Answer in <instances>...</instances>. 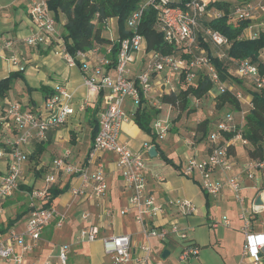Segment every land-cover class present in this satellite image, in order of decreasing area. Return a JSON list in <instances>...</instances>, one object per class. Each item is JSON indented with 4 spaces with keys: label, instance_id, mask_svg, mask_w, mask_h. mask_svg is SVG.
I'll list each match as a JSON object with an SVG mask.
<instances>
[{
    "label": "built area",
    "instance_id": "1",
    "mask_svg": "<svg viewBox=\"0 0 264 264\" xmlns=\"http://www.w3.org/2000/svg\"><path fill=\"white\" fill-rule=\"evenodd\" d=\"M209 1L192 0L185 7L180 8L169 5L170 0H147L128 18L127 26L133 34L119 41L115 63L110 57L113 45L105 48L104 53L101 52L102 47H95L89 52L78 51L76 54L68 52L57 31V22L48 8L47 0H36L32 4L31 15L37 25V32L26 37L25 44L33 48L54 46V53L60 56L68 66L81 69L84 84L89 92L104 93L106 107L98 118V132L88 154L89 165L78 167L68 161L69 154H66L64 157L54 159L53 170L68 176H80V185L71 189L73 196L87 197L91 193L89 196L101 199L108 190V184L101 170V164H96L98 155L101 152H110L116 156L125 186L131 191L129 204L121 210V213L134 211L135 221L141 226L147 241L140 246V254H136L133 251L132 236L104 237L102 239L104 252L111 258L113 264H151L153 254L148 241L152 238L167 242L170 237H173L182 243L179 253V261L182 264L189 263L199 255V249L188 243L187 233L179 230L177 226L158 227L151 222L149 227V219L160 218L168 208L175 209L181 217L186 218L195 215L197 207L187 199L170 200L165 204L150 195L144 175L148 168L146 159L142 153L133 152L128 146L122 144L120 133L123 123L128 120L123 109L126 99H131L139 105L145 102L162 111L164 106L161 101L162 96L170 95L178 89V81L183 74L185 82L192 83L197 78L199 69H203L213 83L214 87L210 91V96L214 99L220 94L235 90L234 86L221 79L212 56L199 44L198 16L207 11ZM150 3L155 4L159 10L161 30L166 33V40H175L180 47L190 50V59L164 56L160 53H146L145 39L139 33V28L144 9ZM255 11L264 12V1L258 4L248 3L244 9H237V13L244 18H252ZM215 17L221 18L222 14L216 12ZM261 25L264 26V22ZM203 36L212 45L220 48L216 56L221 60L225 58L224 47H229L227 38L211 28L205 30ZM257 37V33H250L249 38ZM12 44V41H9L6 47L11 49ZM142 52H145L144 57H148L147 61L142 71L132 78L131 67L137 62ZM9 60L14 66L20 63V57L17 55L11 56ZM234 74L243 81L249 82L257 90L264 89V75L261 74L256 63L243 60L236 65ZM235 93L242 102L244 94L241 91ZM200 101L201 99L193 97L191 102L198 105ZM85 105L84 102L80 110L84 111ZM75 112L73 94L66 87H59L57 93L51 96L39 111L26 110L20 103H6L5 113L3 117L0 116V135L2 134L3 139V145L0 146V159L7 158L8 163L6 173L0 176V205L12 198L19 190L26 158L21 147L29 145L33 140L46 142L48 131L64 126ZM245 115L241 113L236 117L228 113L218 120L214 129L208 134V152L205 158H191L182 171L185 177L191 179L199 175L202 190L212 197H218L224 186H228L235 200L241 204L245 201L241 195L242 172L250 181H256L258 177L264 181V156L257 159L248 158L240 164L243 169L237 171L239 163L235 160L236 150L250 145L244 137ZM171 126L169 119L156 118L152 124L154 132L160 138L168 135ZM230 134L232 136L228 137ZM185 140L187 145H195L192 139ZM91 164H96L98 169L90 172ZM156 178L160 182L163 181V177L159 175H156ZM56 182V176L49 175L40 189L32 191L31 211L25 229L22 232L11 231L7 241L0 239V261L5 264H23V256L16 253L14 244L17 243L24 253L31 252L37 248L46 228L53 223L57 228L64 225L65 215L57 208L36 204L38 199L48 200L49 189ZM254 187L258 190V196L261 195L263 204L257 211L256 200H254L248 210L243 209L240 213L239 218L243 222L244 234L242 257L250 258L251 264H264V232H255L252 225L253 217L264 211V187H257L256 184ZM106 215L111 217L113 210H107ZM84 218L87 219L86 214ZM229 225L230 221L226 217L211 223L213 228ZM99 237L100 230L97 226L83 228L79 234V239L87 242H94ZM27 240H30V243ZM68 253V246L64 245L60 248L61 264H67Z\"/></svg>",
    "mask_w": 264,
    "mask_h": 264
},
{
    "label": "crops",
    "instance_id": "2",
    "mask_svg": "<svg viewBox=\"0 0 264 264\" xmlns=\"http://www.w3.org/2000/svg\"><path fill=\"white\" fill-rule=\"evenodd\" d=\"M34 1L36 0H0V81L9 77L12 73L18 72L22 75V77L14 80L6 97L4 99L1 98L0 116L3 117L8 101L20 103L26 110L32 109L39 111L43 108L46 101L57 93L59 87H66L73 94V106L76 112L64 126L49 130L46 142L42 143L33 140L29 145L21 147L26 158L23 164V177L19 190L12 198L0 205L1 212L13 202H20L18 200L20 196H22V199H28L27 204H23L24 209L22 212L15 217L10 215L8 220V226L13 228L11 231L22 232L25 229L26 221L31 211L30 195L32 191L40 189L45 184L46 178L54 174L57 182L50 187L48 200L43 201L38 199L36 200V204L47 206V203L51 199V188L57 187L64 189L53 200L51 206H54L65 215V222L61 228L66 227V230L63 232L59 231L61 228H57L53 223L44 230L37 248L33 251L24 253L17 243L14 244L15 251L18 255L23 256V264H61L60 248L64 245L69 247L70 253L72 248L82 244L90 245L101 243L104 252L102 242L104 237L130 235L132 236L134 253L140 254V246L146 243L147 239L142 233L141 226L135 221L134 211L126 214L121 213V210L129 204L131 191L125 186L122 172L117 165V158L113 153L101 152L96 161V164H101V170L108 184V190L101 199L89 196L91 193L87 197L73 196L71 189L80 185V176H68L63 172L53 170L54 159L64 157L66 154H69L68 161L78 167L89 165L88 154L94 143L98 118L106 105L103 99L104 93L95 94L89 92L84 84V75L81 69L79 67L68 66L60 56L54 53V46L33 48L25 44L24 39L37 32V25L31 15ZM263 1L257 0L256 2ZM55 20L57 21V31L62 35L65 18L60 15ZM113 21L115 20H111L109 23L113 25L114 33L111 37L106 35L107 32L105 35L108 38L117 39L118 25L116 21L113 24ZM59 26H61L62 31L59 29ZM9 41L13 43L11 49L6 47V43ZM13 55L20 57V63L17 66H14L9 60ZM146 61V57L137 59V62L131 67L132 78L142 71ZM110 73L112 72L110 71ZM238 87L239 91L244 94L242 104H246L249 108H243L242 105V112H234L229 109L227 113H232L236 117L240 116L241 113L247 114L252 106V96L247 90L240 86ZM44 92H47V95ZM84 102L86 103V109L82 111L80 107ZM144 104L146 103L141 102L139 105L131 99H126L123 109L128 116V120L122 125L120 142L128 146L133 152L144 155L148 165L144 175L147 180V188L150 195H153L159 202L165 204L170 200L178 201L187 199L197 207V213L186 218L181 217L175 209L168 208L160 218L149 219V227H151V222H154L158 227L171 228L172 226H177L179 230L187 233L188 240L197 244L189 237L188 230L194 224H198L199 221H201L200 224L204 221L209 228L217 230L219 227L213 228L211 227V223L220 220L215 219L212 211L223 212L222 219L224 217L229 219L230 230L235 231L239 237V252L236 249V252H233L232 256H226L228 263L224 262L223 264H251L252 260L250 258L242 257L244 234L242 231L243 222L239 216L243 209L248 210L252 206L253 201L257 199L258 190L254 185L256 184L257 187L263 188L264 181L262 178L258 177L256 181H250L242 172L241 195L245 199L242 204L235 200L232 192L226 185L218 197L207 195L200 186L201 177L199 175L191 179L182 174L183 169L191 158H205L208 152L207 139L206 141L196 142L193 146L187 145L185 139L188 138L189 129L183 126L182 122L174 124V120H172L171 130L168 135L165 138L157 137L156 142L158 146L152 144L153 136L142 131L133 120V116L138 107ZM170 113L172 111L168 112L169 115ZM189 127L195 128V125H189ZM0 137L3 140L2 134ZM152 146H156L158 153L156 157H152L149 153ZM246 148L239 147L236 150L235 160L239 163L237 165V171L243 169V166L240 164L249 158L245 151ZM163 156H166L170 160V163L166 162ZM7 163V158L0 159V176L6 173ZM96 164L90 165V172L98 169ZM31 165H34L35 170L33 172L34 178L33 180L31 178L32 181L30 180V182V178L28 179L26 176V171L28 170V166L31 167ZM156 175L163 177V181H158ZM221 179L224 180V177L221 176ZM192 181L202 190L204 197L202 200L198 195L199 193H196L193 189L191 185ZM107 210H113L111 217L106 215ZM84 214L87 215V219L84 218ZM259 216L256 215L253 217V230L257 233H263L264 217L259 218ZM257 221H260L258 225H256ZM89 226H97L100 230V237L94 242L79 239L80 231ZM55 228H57V232L54 235ZM4 230L5 227L0 228V239L7 241L11 231L3 234ZM58 232L62 236V240L65 241L59 244V246L55 241ZM27 242L30 243V240H27ZM148 242L153 254L151 264H168L171 251L174 248L156 238H152ZM157 242L162 246L158 247ZM217 242L221 245L220 240ZM197 245L200 247L199 244ZM166 249L170 251V255L164 259L162 256ZM199 255L197 257L198 259ZM93 257L90 253L83 254V258H91L93 260ZM220 262L222 263V261ZM0 264L5 263L0 261ZM169 264L172 263L170 262Z\"/></svg>",
    "mask_w": 264,
    "mask_h": 264
},
{
    "label": "trees",
    "instance_id": "3",
    "mask_svg": "<svg viewBox=\"0 0 264 264\" xmlns=\"http://www.w3.org/2000/svg\"><path fill=\"white\" fill-rule=\"evenodd\" d=\"M147 0H47L48 8L58 19L60 15L64 16L65 24L64 31L61 35L63 42L66 45L68 52L76 54L78 51L89 52L95 47L104 48L111 47V58L116 62V53L119 49V41L130 37L133 32L127 26V21L130 15L139 10ZM192 0H170L169 5L175 7H185ZM248 3L235 4L228 0H210L207 6V11L198 16L199 22V44L204 48L209 55L212 56L220 77L223 81H227L229 85L236 86L234 91H227L216 97L217 109L227 108L230 111L242 112V102L236 97L238 86L247 83L234 72L236 65L243 60H249L257 64L262 75H264V30L255 28L264 22V12H253L252 18H244L237 13V9H244ZM253 4H258L257 2ZM220 12L221 18H216L215 13ZM111 20H115L118 25L117 39L108 38L105 33L108 29V24ZM161 17L156 5L150 3L144 9L142 22L139 28V33L145 39L146 53H160L164 56H172L180 59H190V50L180 47L173 40H166V33L161 30ZM218 31L229 41V47H224L225 58L219 59L217 47L205 39L203 33L207 29ZM257 33L256 39H251L248 34ZM148 57H146L147 59ZM233 69V75L232 70ZM234 76V77H233ZM22 77L18 72L12 73L9 77L0 81V98L4 99L12 87L15 79ZM237 83L238 86L235 84ZM213 83L203 69H199L197 78L192 83H186L184 74L181 75L178 81V89L170 95H164L161 101L164 105L173 108H181L184 110L188 107L193 97L203 99L210 96V91L213 90ZM241 88L248 91L252 96V106L249 112L245 115L244 137L249 142V146L245 149L246 154L251 159H257L264 156V89L257 90L254 86L251 89L244 85ZM43 90V88H42ZM47 95V92H44ZM49 98V97H47ZM194 112V110H193ZM161 113L148 103L138 107L133 116V120L142 131L153 136L152 144L158 146L157 135L154 132L151 124ZM214 122V121H213ZM209 119L201 121L196 128L197 134L207 136L215 124ZM98 132V126L95 135ZM232 134L228 135L231 137ZM95 138V137H94ZM3 145L0 139V146ZM235 152V151H232ZM163 159L170 163V160L163 156ZM29 190H31L29 188ZM51 199L47 206L53 204V200L63 192L64 189L57 187L51 188ZM173 248L182 247V243L170 237L166 242ZM192 246L200 247L188 240Z\"/></svg>",
    "mask_w": 264,
    "mask_h": 264
},
{
    "label": "rangeland",
    "instance_id": "4",
    "mask_svg": "<svg viewBox=\"0 0 264 264\" xmlns=\"http://www.w3.org/2000/svg\"><path fill=\"white\" fill-rule=\"evenodd\" d=\"M231 3L235 4H244V3H251L256 2L257 0H228ZM57 22V21H56ZM113 24H115V21H113ZM109 29H107L106 35L110 36L114 33V27L109 23ZM255 28L258 30H264V26L257 25ZM59 29L62 31L61 26H59ZM249 36L250 29L247 31ZM110 33V35H109ZM250 37V36H249ZM145 53V52H144ZM143 52L140 54L139 58H143L145 56ZM141 60V59H140ZM232 75H233V69ZM234 77V76H233ZM173 78V77H172ZM237 86L238 84L235 83ZM244 85L246 88L251 89L252 85L248 83L241 84ZM240 85V86H241ZM236 87V86H235ZM239 90V89H238ZM1 102V98H0ZM9 102V101H8ZM217 99H214L211 96H208L206 98L201 99V101L198 103V105H195L194 103L190 102L188 107L184 110H181V108H174L173 110L170 109L169 106L164 105L163 109L158 116V119L165 120L169 119L170 121L174 120L173 123H183V126H186L187 129H189V133L187 135L188 138L192 139L194 143L199 141H206L207 136H202V134L196 133L197 125L203 121L204 119H209L210 121H214L216 123L218 120L222 119L225 115L228 113V109L224 108L221 110L217 109ZM243 108H249L246 104H242ZM194 110V112H193ZM169 111H172L170 115L168 114ZM189 125H195V128H190ZM1 138V137H0ZM34 165L28 166L27 177L29 181L33 180V172H34ZM41 178V177H40ZM31 180V181H32ZM30 181V182H31ZM191 185L193 186V189L196 191V193H199V197L202 200L203 192L199 188V186L191 182ZM22 196L20 198L18 197V200L20 202H13L11 205H8L5 210L0 212V228L5 227V230L3 234L6 232H10L13 228L8 226V220L9 216L12 217L17 216L22 212L24 209V205L27 204L28 199H22ZM24 204V205H23ZM213 216H215V219L221 220L223 212L220 211H212ZM264 217V211L260 214L259 218ZM205 220V219H202ZM201 221L198 222V224H194V226L188 230L189 237L194 240L195 243L200 245V255L199 259L195 258L190 261L188 264H223L224 262L228 263L227 257L232 256V253L239 252V242H238V236L235 231L230 230L229 226H220L217 230H213L209 228L207 224L202 221V224H200ZM207 222V220H206ZM260 221L256 222V225H258ZM54 226V225H53ZM55 233L57 232V228H55ZM66 230V227H63L59 229V231L63 232ZM59 232L56 236V242L59 246V244L65 242L62 240ZM78 240V239H76ZM218 240L221 241V245L217 242ZM155 241V240H154ZM158 244V242H157ZM161 244H158V247H161ZM228 250V251H227ZM181 249L180 247H176L172 249L171 255L169 257V262L172 264H182L179 261V253ZM90 253L92 254L93 260L91 258H83V254ZM227 256V257H226ZM222 261V263L220 262ZM68 264H113L112 260H110L109 256L104 254L102 244L96 243V244H82L78 247L72 248L71 252L68 255ZM225 263V264H226Z\"/></svg>",
    "mask_w": 264,
    "mask_h": 264
},
{
    "label": "water",
    "instance_id": "5",
    "mask_svg": "<svg viewBox=\"0 0 264 264\" xmlns=\"http://www.w3.org/2000/svg\"><path fill=\"white\" fill-rule=\"evenodd\" d=\"M149 153H150V155H151L152 157H156V156L158 155V153H157V149H156V146H152L151 149H150V151H149ZM255 204H256V206H257V207H256V210H257V211L260 210V206L263 204V200H262L261 195L257 197ZM169 255H170V251L166 249V250L164 251L162 257H163L164 259H166Z\"/></svg>",
    "mask_w": 264,
    "mask_h": 264
}]
</instances>
